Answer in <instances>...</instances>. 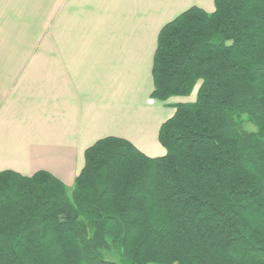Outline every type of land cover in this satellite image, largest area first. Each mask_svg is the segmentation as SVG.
Instances as JSON below:
<instances>
[{"label": "trees", "instance_id": "1", "mask_svg": "<svg viewBox=\"0 0 264 264\" xmlns=\"http://www.w3.org/2000/svg\"><path fill=\"white\" fill-rule=\"evenodd\" d=\"M150 157L104 137L66 185L0 171V264H264V0L192 6L158 31ZM251 126L252 129H249Z\"/></svg>", "mask_w": 264, "mask_h": 264}, {"label": "crops", "instance_id": "2", "mask_svg": "<svg viewBox=\"0 0 264 264\" xmlns=\"http://www.w3.org/2000/svg\"><path fill=\"white\" fill-rule=\"evenodd\" d=\"M213 0H0V171L71 186L104 137L150 157L180 99H150L160 28Z\"/></svg>", "mask_w": 264, "mask_h": 264}, {"label": "rangeland", "instance_id": "3", "mask_svg": "<svg viewBox=\"0 0 264 264\" xmlns=\"http://www.w3.org/2000/svg\"><path fill=\"white\" fill-rule=\"evenodd\" d=\"M174 98L175 99H180L181 101H185V100H191L192 101V100L195 99V89L188 96H185V97H183V96H181V97H172L171 99H174ZM248 128L252 129L251 126H248ZM66 187H67L68 194H70L72 185L71 186L67 185Z\"/></svg>", "mask_w": 264, "mask_h": 264}]
</instances>
